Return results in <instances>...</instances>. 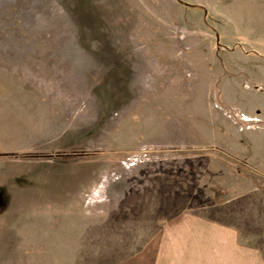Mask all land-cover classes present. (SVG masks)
Segmentation results:
<instances>
[{"label": "rangeland", "instance_id": "rangeland-1", "mask_svg": "<svg viewBox=\"0 0 264 264\" xmlns=\"http://www.w3.org/2000/svg\"><path fill=\"white\" fill-rule=\"evenodd\" d=\"M0 141V264H264V0H0Z\"/></svg>", "mask_w": 264, "mask_h": 264}, {"label": "crops", "instance_id": "crops-1", "mask_svg": "<svg viewBox=\"0 0 264 264\" xmlns=\"http://www.w3.org/2000/svg\"><path fill=\"white\" fill-rule=\"evenodd\" d=\"M0 151H5L4 149H3V147H2V143H1V141H0ZM3 204V203H2Z\"/></svg>", "mask_w": 264, "mask_h": 264}]
</instances>
